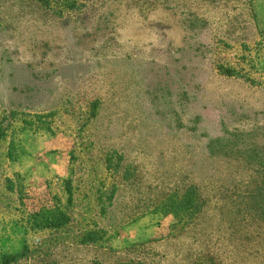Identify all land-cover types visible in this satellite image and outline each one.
Listing matches in <instances>:
<instances>
[{
    "label": "rangeland",
    "instance_id": "rangeland-1",
    "mask_svg": "<svg viewBox=\"0 0 264 264\" xmlns=\"http://www.w3.org/2000/svg\"><path fill=\"white\" fill-rule=\"evenodd\" d=\"M24 251L264 264V0H0V264Z\"/></svg>",
    "mask_w": 264,
    "mask_h": 264
},
{
    "label": "trees",
    "instance_id": "trees-1",
    "mask_svg": "<svg viewBox=\"0 0 264 264\" xmlns=\"http://www.w3.org/2000/svg\"><path fill=\"white\" fill-rule=\"evenodd\" d=\"M39 2L44 3V5H49V0H37ZM63 3L75 4L76 0H61ZM164 210L168 214H173L175 217H179L180 215L189 214L190 218L196 213L198 210L197 203V192L195 191V187L193 185H189L186 190L182 194L173 193L168 198L165 199ZM44 213V214H43ZM46 213V214H45ZM40 220H34L35 224L40 228L52 227L58 228L68 222V215L57 209L54 213H49L48 211H43L39 214L34 215L35 217H39ZM99 231H87L81 238V243H92L98 240H101L102 236L98 234ZM27 253V251H26ZM25 256L24 252H17L11 255H3L1 264H12L16 262L18 259L23 258ZM35 264H43V263H35ZM50 264V263H44Z\"/></svg>",
    "mask_w": 264,
    "mask_h": 264
}]
</instances>
